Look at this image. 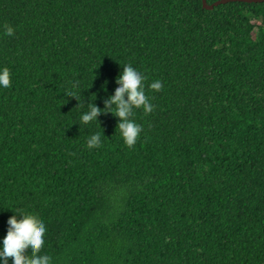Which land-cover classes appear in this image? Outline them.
Here are the masks:
<instances>
[{
    "label": "trees",
    "instance_id": "1",
    "mask_svg": "<svg viewBox=\"0 0 264 264\" xmlns=\"http://www.w3.org/2000/svg\"><path fill=\"white\" fill-rule=\"evenodd\" d=\"M128 64L155 106L132 149L80 120ZM5 67L0 248L22 210L52 264H264V2L0 0Z\"/></svg>",
    "mask_w": 264,
    "mask_h": 264
},
{
    "label": "clouds",
    "instance_id": "2",
    "mask_svg": "<svg viewBox=\"0 0 264 264\" xmlns=\"http://www.w3.org/2000/svg\"><path fill=\"white\" fill-rule=\"evenodd\" d=\"M4 35L12 37L15 29L12 25L5 23L3 26ZM10 70L5 67L0 72V86L10 88ZM146 77L139 73L131 64L124 65L122 73L117 77L118 87L115 93L104 101V108L98 107L95 103L88 105L89 110L80 117L81 123L88 124L92 121H99L101 115L111 113L118 118L117 130L124 140L125 145L132 149L137 143L142 125L133 119L135 110L142 109L145 115L151 114L155 106L150 102L145 92L144 81ZM71 90L66 91L69 98L78 101L76 108H82L80 100V82L69 81ZM151 90L159 92L163 89L161 81L157 80L148 86ZM96 97V96H95ZM127 97V99L125 98ZM102 146L101 135L96 133L87 141L89 149ZM21 218H17V217ZM46 225L36 215L27 214L22 210L19 214L11 216L8 220L7 235L3 239V246L0 248V261L2 264H52V257L40 255L42 246L45 243L43 237L46 234Z\"/></svg>",
    "mask_w": 264,
    "mask_h": 264
},
{
    "label": "water",
    "instance_id": "3",
    "mask_svg": "<svg viewBox=\"0 0 264 264\" xmlns=\"http://www.w3.org/2000/svg\"><path fill=\"white\" fill-rule=\"evenodd\" d=\"M230 2H247V3H262L264 0H219L213 4H210L208 0H203V6L204 8L208 10L214 9L216 6H219L220 4H226Z\"/></svg>",
    "mask_w": 264,
    "mask_h": 264
}]
</instances>
